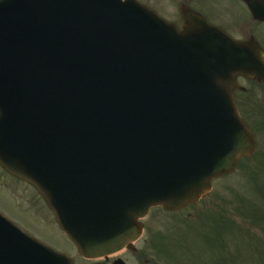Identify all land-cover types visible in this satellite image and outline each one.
<instances>
[{"label":"water","instance_id":"water-1","mask_svg":"<svg viewBox=\"0 0 264 264\" xmlns=\"http://www.w3.org/2000/svg\"><path fill=\"white\" fill-rule=\"evenodd\" d=\"M193 26L178 34L132 0L0 1V155L7 158L4 145L14 148L7 160L86 257L121 249L152 205L176 210L196 200L254 148L227 72L207 84L204 69L229 67L213 51L229 45ZM169 65L182 86L169 82ZM169 101L180 104L170 112ZM12 142L23 144L22 154ZM43 259L68 264L31 242L0 243V264Z\"/></svg>","mask_w":264,"mask_h":264},{"label":"rangeland","instance_id":"rangeland-1","mask_svg":"<svg viewBox=\"0 0 264 264\" xmlns=\"http://www.w3.org/2000/svg\"><path fill=\"white\" fill-rule=\"evenodd\" d=\"M157 1L151 0L150 4L158 8L163 15L167 17L168 10L171 13L173 12L172 4H169L168 8V4H166L168 3L167 0H164L165 2L161 4ZM165 4L167 7H163ZM261 151L260 153H258V151L253 158L241 165L234 175L221 178L218 182L214 183L213 193L209 199L205 201L209 204V208L214 209V213L211 214L209 219H207V216L211 209L206 211L207 208L204 205L207 203H202L198 207L204 213L197 219L195 218L191 221L186 219L189 222L181 227L185 232L188 231L193 236L196 230H200L198 223L206 219V225L216 229L217 227H224L222 223L225 221L232 223L227 233L233 232V234H227L225 236L226 243L224 246H222L218 238L215 237L210 240L212 243L211 249L205 247L204 244L201 243L202 240L197 237H193L191 240L189 234L182 230L185 233L186 240L189 242L192 241L191 243L199 250L200 256L195 257L197 259L194 260V262H197L195 264H225L227 261L228 263L226 264H263L264 259H262L261 256L264 255V247L256 246L259 241H263L264 239V207L257 209L264 204V155ZM11 193L16 194L23 202H27L28 204L25 205L24 208L32 210L36 216L39 214L38 211L41 210L37 199H32L31 193H29L27 189L17 185H11L7 190L4 187H0V208H3L5 211L4 214L18 218L32 230L29 231L27 229L29 234L54 250L68 256H73L76 252L73 242L58 227L54 220L48 221L45 225H40L39 223L38 225L34 224L29 217L23 215L15 206L14 201L11 199ZM198 207L190 211H194ZM44 211L50 217V211L48 209H44ZM188 213L189 212L184 213L183 216L186 217ZM39 221H45V219H39ZM259 224H261L262 229L257 231L261 228ZM189 226H197L199 229L190 228ZM208 233L212 234L211 231ZM172 235L175 237L179 236L178 233ZM214 235L215 234L211 235V237ZM147 238L148 236L145 239ZM179 240L181 242V248L186 249V252L188 250V254L191 255L189 244L181 239ZM251 241H255V243ZM74 258H76V256H74ZM179 258L183 259V253L178 252L176 254L175 259ZM75 260L78 264H81L78 258ZM261 260L263 262H261ZM180 261H182L181 264H187L188 262L186 260ZM192 263L191 261L188 262V264Z\"/></svg>","mask_w":264,"mask_h":264},{"label":"flooded vegetation","instance_id":"flooded-vegetation-1","mask_svg":"<svg viewBox=\"0 0 264 264\" xmlns=\"http://www.w3.org/2000/svg\"><path fill=\"white\" fill-rule=\"evenodd\" d=\"M195 1L183 0L182 3L192 7L190 4H197ZM198 3L211 8L210 13L207 7L203 8L206 13L203 10L198 11L211 24L224 30L235 41L257 43L264 52V20L255 18L243 0H198ZM238 82L245 88L243 91L236 92L243 116L248 123H258L259 118L256 117V112L260 116L264 114V81L239 77ZM144 251L148 252L147 249L139 248L131 254L136 257L135 261L138 264H155L151 259L144 257ZM126 253L129 252L127 251ZM112 262L113 259L105 261L106 264H111ZM130 262V259H128V264Z\"/></svg>","mask_w":264,"mask_h":264}]
</instances>
